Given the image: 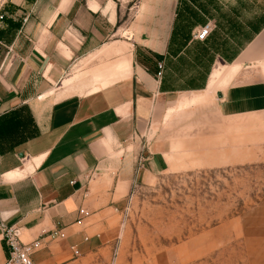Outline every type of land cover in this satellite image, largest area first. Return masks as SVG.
<instances>
[{"label": "crops", "instance_id": "1", "mask_svg": "<svg viewBox=\"0 0 264 264\" xmlns=\"http://www.w3.org/2000/svg\"><path fill=\"white\" fill-rule=\"evenodd\" d=\"M177 1L0 0V223L20 227L26 242L65 235L43 237L34 264L97 259L118 236L114 214L133 186L174 167L166 152L140 149L134 139L168 98L159 96L175 93L155 74L185 22ZM261 39L264 27L249 44L257 49ZM117 42L128 52L93 77L91 90L73 89L83 62ZM121 60L124 74L114 70ZM215 71L213 80L229 77V67ZM220 102L229 115V96ZM253 217L256 224L240 219L242 254L264 264V209ZM6 257L0 235V264Z\"/></svg>", "mask_w": 264, "mask_h": 264}, {"label": "rangeland", "instance_id": "2", "mask_svg": "<svg viewBox=\"0 0 264 264\" xmlns=\"http://www.w3.org/2000/svg\"><path fill=\"white\" fill-rule=\"evenodd\" d=\"M177 2L185 22L159 62V83L175 93L159 96L168 98L134 139L166 152L174 167L133 186L114 214L120 226L111 248L65 264H252L243 258L240 219L256 224L251 217L264 209V46L249 44L264 27V0ZM207 24L210 35L195 39ZM115 45L83 62L73 89L91 90L93 77L128 52ZM219 66L229 77L213 80ZM228 96L226 115L220 100Z\"/></svg>", "mask_w": 264, "mask_h": 264}, {"label": "built area", "instance_id": "3", "mask_svg": "<svg viewBox=\"0 0 264 264\" xmlns=\"http://www.w3.org/2000/svg\"><path fill=\"white\" fill-rule=\"evenodd\" d=\"M127 3L133 5L137 0H126ZM211 32V27L209 24L202 27L194 34L195 39H205L209 36ZM163 72V65L157 64L156 78L159 80ZM79 214L86 215L83 209H79ZM0 235L1 240L6 247L7 257L3 264H34L32 256L34 253L41 249V239L48 238L49 241H54L56 239H64L65 235L61 231H52L49 233L43 232L41 237L34 241L26 242L21 238V228L12 225L6 226L0 223ZM87 239H84L86 241ZM73 256L77 257L79 255V250L77 246L73 245L70 247Z\"/></svg>", "mask_w": 264, "mask_h": 264}, {"label": "bare ground", "instance_id": "4", "mask_svg": "<svg viewBox=\"0 0 264 264\" xmlns=\"http://www.w3.org/2000/svg\"><path fill=\"white\" fill-rule=\"evenodd\" d=\"M126 66H127V63L124 60H121L118 64H116L114 70H118V72H120V74H124Z\"/></svg>", "mask_w": 264, "mask_h": 264}, {"label": "trees", "instance_id": "5", "mask_svg": "<svg viewBox=\"0 0 264 264\" xmlns=\"http://www.w3.org/2000/svg\"><path fill=\"white\" fill-rule=\"evenodd\" d=\"M178 31H179V30H178ZM174 34L176 35V34H177V31H176L175 33H174V31H173V34H172L171 38H172V37H175ZM209 35H210V34H209ZM176 36H177V35H176ZM171 38H170V39H171ZM170 46H171V41L169 42L168 51H170ZM160 61H161V58H159V62H160ZM156 70H157V67H156ZM156 73H157V71H156ZM155 76H156V74H155Z\"/></svg>", "mask_w": 264, "mask_h": 264}, {"label": "water", "instance_id": "6", "mask_svg": "<svg viewBox=\"0 0 264 264\" xmlns=\"http://www.w3.org/2000/svg\"><path fill=\"white\" fill-rule=\"evenodd\" d=\"M217 96L220 97V94L218 93Z\"/></svg>", "mask_w": 264, "mask_h": 264}]
</instances>
